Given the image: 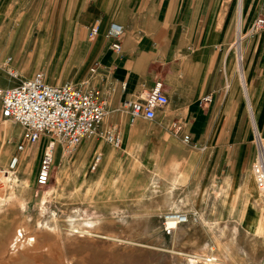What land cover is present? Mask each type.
I'll list each match as a JSON object with an SVG mask.
<instances>
[{
    "label": "crops",
    "instance_id": "obj_1",
    "mask_svg": "<svg viewBox=\"0 0 264 264\" xmlns=\"http://www.w3.org/2000/svg\"><path fill=\"white\" fill-rule=\"evenodd\" d=\"M258 18L264 19V0H0V21L55 23L20 35L60 39L48 51L67 55L70 72L52 80L44 76L45 82H70L97 92L106 110L100 130L113 129L120 137L119 148L97 135L85 138L70 156L56 144L54 168L61 181L69 166L79 167L81 176L96 156L97 167L90 168L91 175L83 173L81 181L99 190L97 198L111 189L119 166L142 173L159 169L167 186L169 167H182L188 181L202 167L215 181L216 199L219 187L239 190L236 202L241 200L244 210L236 204L231 213L238 219L244 212V223L254 230L264 225L263 199L256 185L250 189L259 136L264 153V30L250 31ZM114 27L120 28L118 35ZM16 34L15 29L0 31V37ZM41 46L35 43L32 52ZM13 70L18 83L36 73L35 65L20 62ZM156 82L162 83L167 105L152 121L130 123L123 102L139 99ZM45 144L42 138L26 145L18 162L33 156L39 163ZM229 208L215 202L186 212L208 214L221 224ZM250 209L254 221L247 217Z\"/></svg>",
    "mask_w": 264,
    "mask_h": 264
},
{
    "label": "rangeland",
    "instance_id": "obj_2",
    "mask_svg": "<svg viewBox=\"0 0 264 264\" xmlns=\"http://www.w3.org/2000/svg\"><path fill=\"white\" fill-rule=\"evenodd\" d=\"M46 24L53 28L55 23L0 21L5 34L17 31L13 38L0 37V88L18 83L19 76L8 74H16L18 62L35 65V72L49 80L70 72L65 69L67 55L48 51L60 39L20 36L25 30L37 33ZM39 42L40 51L32 52ZM22 142V128L0 116V264H264V225L248 229L244 212L236 219L234 208L244 210V203L236 202L239 190L219 187L216 199L215 181L202 167L189 181L182 167H169L165 175L172 180L167 186L159 169L142 173L134 166H119L111 189L97 198L99 190L81 181L83 173L92 174V164L81 176L79 167L69 166L62 181L54 168L50 182L37 186L33 156L12 163ZM7 174L15 183L6 184ZM254 185L250 183L251 193L257 188L262 209L264 193ZM215 202L230 206L221 224L199 214L176 230L163 229L164 213L204 209ZM247 217L256 220L251 209Z\"/></svg>",
    "mask_w": 264,
    "mask_h": 264
},
{
    "label": "built area",
    "instance_id": "obj_3",
    "mask_svg": "<svg viewBox=\"0 0 264 264\" xmlns=\"http://www.w3.org/2000/svg\"><path fill=\"white\" fill-rule=\"evenodd\" d=\"M264 30V19L258 18L252 33ZM95 34L97 29H92ZM118 35L120 28L114 27ZM114 50H119V45H113ZM9 76L17 79V75L8 72ZM209 102V98L203 99ZM168 103L163 93L161 82H156L152 89L143 94L137 100H126L122 104V110L127 112L130 123L138 118L152 121L156 111L165 107ZM105 103L99 100L98 93L89 91L81 85L65 82L61 85H51L45 82L44 75L36 72L25 81H19L12 87L0 88V116L2 119L19 125L23 130V142L17 146V151H24L26 145L34 144L45 139L36 172V185L44 187L51 179L54 168V152L56 144L61 146L65 155L73 154L77 146L85 138L97 135L115 148H119L121 141L113 129L109 131L100 130L105 117ZM183 141L189 142V137L184 136ZM259 145L262 141L258 138V160ZM264 154V153H263ZM16 166L18 158L14 157ZM100 157L96 156L92 162L91 170H95ZM256 166V165H255ZM253 167L257 176V187L264 190V156L262 165L258 170ZM13 169V167L11 168ZM197 215L191 212H167L162 215V225L166 232H170L175 225H183L192 218L196 221Z\"/></svg>",
    "mask_w": 264,
    "mask_h": 264
},
{
    "label": "bare ground",
    "instance_id": "obj_4",
    "mask_svg": "<svg viewBox=\"0 0 264 264\" xmlns=\"http://www.w3.org/2000/svg\"><path fill=\"white\" fill-rule=\"evenodd\" d=\"M237 46V44H236ZM260 138V136L258 137ZM258 140V139H257ZM264 156L263 152H262V148L261 146L259 145V160L257 159V163H256V166H255V169L258 170L259 168V165H262V157ZM12 163H13V160H12ZM11 163V164H12ZM14 165V163H13ZM253 179H254V182L256 183L257 182V176L256 174L253 175ZM10 183H15V179L14 177L11 175V174H7V177H6V184L9 185ZM11 185V184H10ZM257 185V183H256ZM263 193H264V190H261ZM170 226L172 227V230H175L177 228V225H175L174 223H170ZM16 245V244H14ZM13 245V246H14ZM192 262V261H191Z\"/></svg>",
    "mask_w": 264,
    "mask_h": 264
}]
</instances>
